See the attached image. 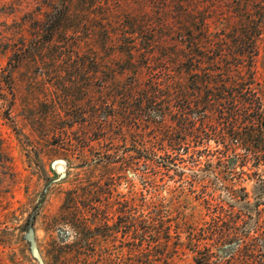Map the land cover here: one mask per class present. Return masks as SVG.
<instances>
[{
	"label": "rangeland",
	"instance_id": "374dc122",
	"mask_svg": "<svg viewBox=\"0 0 264 264\" xmlns=\"http://www.w3.org/2000/svg\"><path fill=\"white\" fill-rule=\"evenodd\" d=\"M261 15L264 0H0V264H264V141L226 148L191 112L197 137L175 145L165 69L202 29L243 25L264 85Z\"/></svg>",
	"mask_w": 264,
	"mask_h": 264
},
{
	"label": "trees",
	"instance_id": "16d2710c",
	"mask_svg": "<svg viewBox=\"0 0 264 264\" xmlns=\"http://www.w3.org/2000/svg\"><path fill=\"white\" fill-rule=\"evenodd\" d=\"M247 29L235 26L229 32L215 35L202 29L198 38L192 36L186 44L190 49L184 47L176 51V57H166L165 69L176 72L174 86L179 90L175 145L183 143L186 135L197 137L191 112L210 127L207 134L221 139L219 142L226 148L235 150V145L241 144L250 152H257L255 144L264 141V85L258 82L255 68L260 49L257 42L247 41L252 36ZM260 30L254 31L256 38H261ZM184 80L189 83L186 85ZM164 237L169 239L166 234ZM160 238L161 233L149 235L151 250L146 253L149 263H154L151 253L160 244Z\"/></svg>",
	"mask_w": 264,
	"mask_h": 264
},
{
	"label": "water",
	"instance_id": "95a60500",
	"mask_svg": "<svg viewBox=\"0 0 264 264\" xmlns=\"http://www.w3.org/2000/svg\"><path fill=\"white\" fill-rule=\"evenodd\" d=\"M57 171H59L60 173H64L65 172V165L63 163H59L57 165Z\"/></svg>",
	"mask_w": 264,
	"mask_h": 264
}]
</instances>
